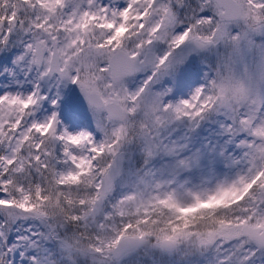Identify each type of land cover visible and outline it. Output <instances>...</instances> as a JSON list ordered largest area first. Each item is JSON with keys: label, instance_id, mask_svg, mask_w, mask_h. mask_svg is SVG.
Returning <instances> with one entry per match:
<instances>
[{"label": "snow or ice", "instance_id": "1", "mask_svg": "<svg viewBox=\"0 0 264 264\" xmlns=\"http://www.w3.org/2000/svg\"><path fill=\"white\" fill-rule=\"evenodd\" d=\"M0 264H264V0H0Z\"/></svg>", "mask_w": 264, "mask_h": 264}]
</instances>
